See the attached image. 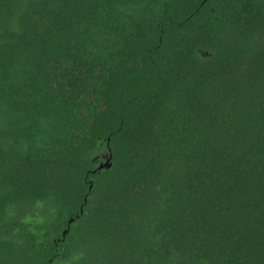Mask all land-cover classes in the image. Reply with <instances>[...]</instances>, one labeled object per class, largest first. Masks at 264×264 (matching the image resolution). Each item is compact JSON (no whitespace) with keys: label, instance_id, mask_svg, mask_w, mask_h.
I'll return each mask as SVG.
<instances>
[{"label":"trees","instance_id":"trees-1","mask_svg":"<svg viewBox=\"0 0 264 264\" xmlns=\"http://www.w3.org/2000/svg\"><path fill=\"white\" fill-rule=\"evenodd\" d=\"M0 264H264V0H0Z\"/></svg>","mask_w":264,"mask_h":264},{"label":"water","instance_id":"water-1","mask_svg":"<svg viewBox=\"0 0 264 264\" xmlns=\"http://www.w3.org/2000/svg\"><path fill=\"white\" fill-rule=\"evenodd\" d=\"M109 167V160H107L104 164L99 165V168Z\"/></svg>","mask_w":264,"mask_h":264}]
</instances>
